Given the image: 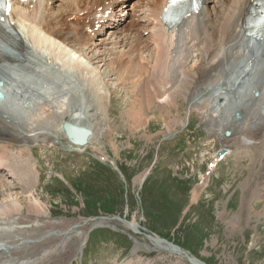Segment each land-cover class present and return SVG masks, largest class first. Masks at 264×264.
I'll return each instance as SVG.
<instances>
[{"label": "rangeland", "instance_id": "1", "mask_svg": "<svg viewBox=\"0 0 264 264\" xmlns=\"http://www.w3.org/2000/svg\"><path fill=\"white\" fill-rule=\"evenodd\" d=\"M132 3H136L130 5L133 12L143 6L139 0ZM55 5H60V1ZM85 5L78 8L80 12L85 10ZM215 5H218L216 1L209 7ZM76 13L73 10L63 14V31L72 25L76 38L82 39L79 31L82 25L70 21V14ZM142 25L126 17L102 37L105 43L118 37L116 53L105 54L99 49L101 57L96 56L97 52L93 56L94 51H83L76 46L77 54L81 50L83 58L93 62L91 71L104 80L103 87L109 96V102L105 100L104 106L96 105L92 97L88 99L89 103L95 104H89L88 114L96 139L80 150H69L63 137L44 146L12 148L13 151L6 153L9 154L3 167L6 172L0 171V199L7 200L10 194H14L26 204L28 198L25 197L31 192L29 200L32 203L39 201L52 219H87L90 225L95 217L98 219L92 223L109 219L104 225L94 228L89 225L82 252H78L73 264H193L183 256L155 247L154 239L172 243L191 259L196 258L204 264H264V216L260 213L264 207L261 200L264 194V156L258 160V155L264 152V145L245 147L232 141L224 144L225 148H232L229 157L211 170L208 181L204 182L212 159L216 157L214 151L223 147L217 136L211 133L212 123L202 121L198 109L189 112L191 104L199 103L204 94L193 100L189 97L181 103L176 111L181 123L175 122L176 119L164 120L161 114L165 115L167 110L149 101L151 98L147 99L149 94L152 95L151 88L164 80L163 74L161 77L155 73L153 79L151 67H148L150 70L143 71V76L126 75V69L122 67L126 66L127 56L123 60L115 56L121 51L129 52L130 48L134 50L136 46L135 39L122 35V31L130 30V35L134 36L133 31L140 33ZM143 36L147 37L146 34ZM121 44L123 48L119 46ZM110 46L108 44L106 48ZM151 48L149 45L147 52L152 53ZM256 52L257 46L251 49V55ZM193 63L190 62L187 68ZM119 69H122L121 73ZM193 70H197V65ZM118 74L119 78L115 76ZM237 79L232 80L233 89L244 92L249 84ZM220 92L223 94L224 90ZM211 94L212 90H208L204 97ZM234 94L227 93L225 102L221 100L222 96L216 100L214 105L222 103L217 107L218 116L227 110V114L235 119L228 106L229 101L236 100ZM136 110L142 112L143 119L133 120ZM48 125L39 127L48 128ZM36 126L31 125L30 130L39 128ZM20 161L33 167L26 182L23 177L19 181L18 177L13 178L15 170L21 167L15 166ZM12 166L13 173L8 174ZM258 185L259 190L256 189ZM197 188L199 196L196 202H191L192 192ZM113 216L116 220L110 219ZM126 222L136 225V229H127L123 225Z\"/></svg>", "mask_w": 264, "mask_h": 264}, {"label": "bare ground", "instance_id": "2", "mask_svg": "<svg viewBox=\"0 0 264 264\" xmlns=\"http://www.w3.org/2000/svg\"><path fill=\"white\" fill-rule=\"evenodd\" d=\"M58 1L60 5L57 6L55 4ZM132 1L26 0L22 3L12 1L10 19L15 33L11 41L17 48L20 61L12 62L0 58V82H2L0 171L2 173L6 172L3 169L6 165L5 157L9 156L6 153L12 148L15 150L44 146L49 142L52 143L54 139L59 141V137H63L69 150H80L89 145L94 138V132L89 122L88 109L89 104L92 106L95 104L89 103L88 99L92 97L96 105L98 103L104 106L109 102V96L105 91L106 87H103L104 80L101 81L98 75L91 71L93 62L90 63L88 59L83 58V51H94L93 56L96 52L99 53L96 56L101 55L102 51L99 49H102L103 53L106 52L105 54L116 53L118 37L108 43H105L102 37L121 24L119 18L121 15L124 16L123 19L128 17L138 21L140 25L143 24L141 28L143 30L140 33L133 31L134 36L130 35V30H123L121 34L132 36L136 46L134 50L130 48L126 53L120 50L121 52L115 56L119 57L118 59L127 56L126 66L123 64L126 68L122 67L129 73L126 75L140 76L148 67H151V72L154 73H150L153 79L157 74H161V77L163 74L164 80L161 79L163 82L158 79L160 83L158 82L155 88H151L152 95L150 97L149 94L147 99L151 98L149 101L152 100L160 105V109L167 110L165 115L161 114L164 120L168 119L171 122L176 119L175 122L181 123V118L176 112L179 111L181 103L187 101L189 97L193 100L200 94L205 96L206 91L212 90L210 96L206 98L202 96L199 103L194 105L192 103L189 112L198 109L201 120L206 121L207 124L212 123L211 133L217 136L222 146L230 141L245 147L264 145V36L255 41V44L245 36L244 22L251 0H214L218 5L213 8L209 7L213 0H203L201 9L196 14L184 18L177 28L170 31L164 28L161 21L168 0H139L143 6L135 12L130 7L136 4ZM82 2L86 5L85 10L80 12L78 8L83 6ZM73 10L77 13L70 14L72 16L70 21L80 22L82 28L79 31L83 36L82 39L76 38L72 25L67 26V30L63 31V14L71 13ZM85 11L87 14H84ZM115 17H118V20L111 24L110 21ZM98 23L100 25L104 23L101 25L104 31L95 36L97 33L94 29ZM143 34L147 37L144 38ZM0 41H2L1 45L11 42L4 34H0ZM123 41L127 40L123 39ZM108 44L111 45V48H108L110 50L106 48ZM130 45L132 44L128 46ZM149 45L152 47V53L147 52ZM255 45L257 52L251 55V49H255ZM76 46L83 51L80 50L77 54ZM92 46L94 47L91 48ZM119 46L123 48L122 44ZM192 61L193 65L187 68ZM196 65L197 70L194 71ZM119 74L115 76L119 78ZM77 75L80 76L79 79L76 78ZM236 77L238 81L244 80L247 85L249 84L244 92L233 89L232 80L235 81ZM133 80L132 84H134ZM154 84L152 85L155 86ZM220 90H224V96ZM227 93H232V96L234 94L236 97V100L229 101V111L240 117L235 115V119L231 118L227 110L225 112L223 110L224 113H219L218 116L217 107L222 103L220 102L218 106L214 104L221 96L223 102L227 101ZM142 115L140 110H136L133 120L138 121ZM66 121L91 128L92 134L84 146H73L64 138L62 125ZM42 123L45 126L49 124L48 128L46 126L45 129L43 127L40 129ZM34 124L39 128L30 130L31 125ZM229 135L230 137L226 138ZM215 149L217 148L213 150ZM227 156L229 157V152ZM263 156L264 152L258 155V160L263 159ZM222 162H212L204 182L208 181L211 170H215ZM15 166L21 167L15 168L13 178L18 177L19 181L23 177L26 182L28 175L32 174L33 167H27L22 161ZM8 168L10 170V167ZM13 169L12 166L8 174H12ZM258 186L257 190L260 189V185ZM31 196L29 192L25 197L28 198L26 204L14 194H10L7 200L0 199V264H73L78 252H82L90 223L87 219L76 221L52 219L49 217V212L38 204L39 201L32 203V200H29ZM198 196L197 188L192 192L191 202H196ZM261 198L264 202V194ZM260 213L264 216V207ZM96 219L98 217L91 221ZM110 219L114 220V218ZM107 220L109 219H101L95 223L90 221V226L94 228L107 224ZM123 225L127 229H136V225L131 222ZM154 240L155 247L170 251L169 253L179 257L183 256L193 264H200V261L193 257L191 259L182 249L166 245L167 241Z\"/></svg>", "mask_w": 264, "mask_h": 264}, {"label": "water", "instance_id": "3", "mask_svg": "<svg viewBox=\"0 0 264 264\" xmlns=\"http://www.w3.org/2000/svg\"><path fill=\"white\" fill-rule=\"evenodd\" d=\"M62 130L68 142L73 146H84L92 134L91 128L87 125L75 124L69 121L63 123Z\"/></svg>", "mask_w": 264, "mask_h": 264}, {"label": "snow or ice", "instance_id": "4", "mask_svg": "<svg viewBox=\"0 0 264 264\" xmlns=\"http://www.w3.org/2000/svg\"><path fill=\"white\" fill-rule=\"evenodd\" d=\"M197 0H170V3L173 6L176 5H186V4H196ZM8 10H10V5H8ZM165 11L167 12L168 9H165Z\"/></svg>", "mask_w": 264, "mask_h": 264}]
</instances>
